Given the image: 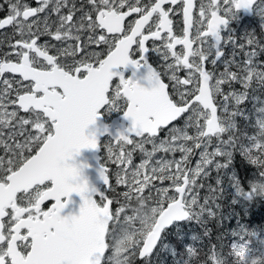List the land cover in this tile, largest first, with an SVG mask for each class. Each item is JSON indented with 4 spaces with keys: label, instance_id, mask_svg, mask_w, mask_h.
Here are the masks:
<instances>
[{
    "label": "snow or ice",
    "instance_id": "obj_1",
    "mask_svg": "<svg viewBox=\"0 0 264 264\" xmlns=\"http://www.w3.org/2000/svg\"><path fill=\"white\" fill-rule=\"evenodd\" d=\"M37 3L0 0L4 14L0 29L10 26L17 37L9 41L12 51L0 54V77L13 74L0 80L4 153L0 155V264H95V258L86 262L75 258L93 213L106 219L99 214L115 212L114 202L120 207L130 202L132 189H142L144 195L155 193V204L166 217L178 211L171 223L157 226L142 252L133 250L139 264H150L157 246L164 247V230L189 221L203 227L206 216L216 215L213 205L219 207L216 201L223 193L224 175L231 173L230 184L238 198L246 199L250 193L264 198V107L259 95L264 90V61L258 60L264 44L249 38L251 50L245 52L243 62L236 60L235 52L225 60L221 45L231 43L236 48L237 44L231 35L223 40L220 35L221 26L236 10L254 11L264 0H209L207 4L201 0L198 15L194 0ZM175 15H182L180 34L174 31L171 16ZM259 15L264 17V10ZM43 37L59 44L42 41ZM92 44L106 45V53L89 51ZM50 49L56 54H50ZM148 52L159 55L163 65L149 66ZM218 60L222 72L217 71ZM129 65L133 77L135 70H146L143 78L149 87L112 71ZM116 76L118 83L113 81ZM249 103L253 109L261 108L256 112L259 137L240 145L233 124L238 131L236 122L250 118ZM101 108L121 111L131 121L126 134L112 139L118 151L111 143L105 145L108 159L117 165L115 183L127 189L123 200L106 192L99 194V202L85 195L87 182H78L79 170L67 163L81 149H97L95 134L86 135L85 129L95 123ZM257 139L262 142L256 143ZM237 149L258 169L257 178L249 180L247 187L232 171ZM137 152L141 160L134 165ZM158 153L162 155L157 157ZM213 170L216 185H207L208 194L201 202L203 181ZM99 172L108 191L116 193L108 167L103 164ZM71 193L83 201L79 214L61 216L62 198ZM189 251L196 253L193 247ZM106 260L107 249L99 264ZM177 264H192V260L178 259Z\"/></svg>",
    "mask_w": 264,
    "mask_h": 264
},
{
    "label": "rangeland",
    "instance_id": "obj_2",
    "mask_svg": "<svg viewBox=\"0 0 264 264\" xmlns=\"http://www.w3.org/2000/svg\"><path fill=\"white\" fill-rule=\"evenodd\" d=\"M79 2H80V0H77V3H79ZM28 3L31 4L32 6H38L37 0H28ZM262 10H264V4H258V6L255 8V12H261ZM0 14H1V16L4 15L3 13H0ZM41 16H43V14H41ZM240 23H241V30L243 32H245V34L244 33L241 34L240 38H244L246 40V43H247L249 38H255L256 40L259 41V38L264 34V27H263L262 31H261L262 34L260 36L258 35V26L256 24L252 23L250 16H248L246 18H242L240 20ZM251 29L255 32L252 35L249 33ZM262 37H264V35ZM15 38H17V37H13V29L10 26L6 27L5 29H0V45L3 44V42L1 41V39H3V41H5L4 45L6 47V49L1 48L2 53L12 51V49L9 46V41L11 40L12 42H14ZM45 39L49 40L50 43L59 44V42L52 41L50 37H43L42 41ZM92 45H94L98 48L102 47V45H100V46H97L95 44H92ZM59 46L63 47L64 45H59ZM88 49H89V51H91L89 46H88ZM49 51L53 54H56L55 49H50ZM10 77H12V76L4 75L3 77H0V80L7 79ZM259 95H261V104L263 103V105H261V106H264V90H261ZM250 106L252 107L251 103H250ZM258 108H260V107H257L256 109H258ZM108 112L112 113V111H108ZM250 120L251 119H249V121ZM249 121H247V122H249ZM246 124H247L246 122L242 124L241 127L243 130L247 129ZM235 128H236V124H233V132L236 131ZM254 136L257 138L259 137L258 128H256V130L254 132ZM257 142L260 143L262 141L257 139ZM109 143L110 142H108V140H107L106 145ZM149 149H151V148H149ZM105 151L108 153L107 148L105 149ZM135 154L136 153H134V155H133V164L134 165L139 164V162L141 160V158L138 160H135ZM160 155H162V154L158 153L157 157H159ZM179 158H180V154H176V159H179ZM197 159H198V153H197V156H195L193 159V165L195 164V161ZM241 164H243V163H239L237 171L233 170V172L240 175V177L242 174L243 179L241 178V180L245 181L244 186L247 187L249 180L257 178L258 169L256 166H250L247 163H244L243 165H241ZM107 165H109V168H111L112 166H117L115 164H112L110 160H108ZM229 174H231V173H229ZM211 175L216 177L215 170L212 171ZM205 181H203L204 184H205ZM110 183L116 189L117 184L115 183V181L112 178L110 179ZM157 183H159V182H157ZM209 184L215 186L216 180H215V185H214V183H209ZM106 189H108V187L103 188L104 193L106 192ZM126 190L127 189L125 187L123 189V191H126ZM135 190H137L136 192L138 193L135 196H138L142 192V189H135ZM201 190H203V191H200L201 202H203V198L208 194L207 185L205 184V188H203ZM227 191L228 190L226 189L225 192H227ZM114 195H117V190H116V193H113L111 195V197H113ZM253 195L254 194L250 193V194H248L246 199L238 198L237 194L234 193V189L232 188L231 197H233L234 201H237L239 204H241L243 209H245V210L248 208L249 204L252 202ZM154 198H155V193H151L149 195H141V197H138L137 201L133 202L132 207H127V204L125 201L123 203V206L120 207V209H119L120 204L115 203V202L113 203L112 209L115 212H114L112 219L110 220V224L107 228V233H108V231H110L111 238L113 240L111 252L108 253V260L111 261V264H127V258L134 257L133 256V250L136 251L137 248L142 244V241H143L146 233L151 229L152 224L155 221L156 215L160 212V208H159V206H157L155 204ZM161 199H162V197H161ZM146 200H148V201L145 202ZM218 201H219V203H217V204L219 205V207H216L215 205H213V208H214L216 214H217V211H219L221 208H225V209L228 208L227 205H225V203L221 202L222 199H219ZM135 203H141L142 205L135 207L134 206ZM128 204L130 205V203H128ZM258 206L259 207L264 206V198L261 199ZM216 217L220 218L219 215H217ZM211 218H214V217H210L208 219V222H210ZM227 218H228L227 222L232 221L230 214L226 215L225 219L227 220ZM235 220L238 221L237 218ZM189 223H190V221L189 222H179L177 226H172L171 228L172 229H174V228L183 229L184 227L189 225ZM251 231H252V233H255V234L258 233L257 227L255 225H251ZM234 233H235V231L231 230V229H222L221 230V235L223 237H230V234H234ZM238 239H239V237H237V239L235 241L236 243H237ZM245 239L248 240L250 242V244L253 246V247H251L249 244H246L247 242H245L244 244H240V245H245L248 249L247 256L245 258H247L248 255L251 254L252 249L253 250H260V253H258V255L256 256L257 264H259L260 261L264 257V239L261 242H258L256 239L253 238L252 235L247 236ZM207 240L210 244L213 243V238L210 235L207 236ZM163 245H164V247L160 246V245L157 246L156 251H158V253L168 254V256H175L174 250L167 247L168 244L165 243L164 237H163ZM229 248H231V246H229V245L225 246L226 252ZM222 256H223V254H222ZM108 260L105 261V264H108Z\"/></svg>",
    "mask_w": 264,
    "mask_h": 264
},
{
    "label": "trees",
    "instance_id": "obj_3",
    "mask_svg": "<svg viewBox=\"0 0 264 264\" xmlns=\"http://www.w3.org/2000/svg\"><path fill=\"white\" fill-rule=\"evenodd\" d=\"M261 105H263V103ZM260 110L261 108L253 109L250 106V103L247 105V111L250 117L249 119L252 120V124L255 126L247 125V129L243 130L241 127L242 124L245 122L248 123L247 121H249V119L240 118L236 122L239 125L238 131L233 132V135L236 136L237 144L248 145L250 144L251 138L255 137L254 132L256 128H258V117L256 112ZM256 143H258L257 140ZM252 151L253 153H257V149L255 147L252 148ZM239 163L244 164L247 162L240 156L239 149H237V152L232 160V170L237 171ZM228 176L229 174L223 176V193L222 195L218 194L220 195L219 199H222L221 202L225 203L228 208H221L217 211V214L214 218H211L210 222H208L210 217L206 216V223L203 227L195 221L190 222L189 225L191 226V232L193 233V236L197 237L196 240H193V237L189 239L186 233L182 236L179 228L166 229L163 235L165 241L172 245L175 256H168V254L158 253V251H155L150 264H177V260H183V258L191 259L192 264H206V262L207 264H257V258L255 256H251L249 260H246V258L242 261L238 260L237 257H239L240 254L236 253L234 256L233 249L238 246L235 241L237 237H240V235L242 239L247 242L246 244L253 247L250 242L245 239L250 235V233H252L251 225H255L258 230V233H253V238L258 242H261L264 239V206H258L262 198L254 194L253 200L246 210L243 209L241 204L230 202L228 198L231 188ZM240 178H242V174ZM226 189L228 190L227 192H225ZM218 200L216 201V204L219 203ZM227 214H230L232 218L231 222H227L228 218L227 220L225 219ZM217 215H219L220 218H217ZM234 218H237L238 221L236 222ZM222 229H231L234 230L235 233L230 234V237H223L221 235ZM208 235L213 238L212 244H210L207 240ZM226 245L231 246L227 252L225 250ZM190 247H193L196 250V253L190 252ZM256 253L257 252L253 251L251 252V255H255ZM258 253H260V250H258ZM180 254H182L181 257H179ZM183 254H187L190 257L187 255L183 257ZM259 264H264V257Z\"/></svg>",
    "mask_w": 264,
    "mask_h": 264
},
{
    "label": "water",
    "instance_id": "obj_4",
    "mask_svg": "<svg viewBox=\"0 0 264 264\" xmlns=\"http://www.w3.org/2000/svg\"><path fill=\"white\" fill-rule=\"evenodd\" d=\"M247 13L249 14L250 11H248ZM114 70L117 71V68H114L112 71ZM101 109L98 112V117L95 123L90 124L85 129L86 135L95 134L98 142L97 149H81L78 154H74L73 158L67 161V163L77 167L80 172L78 182H87L89 192L85 195H91L94 200V194H101V184H104L103 180L100 178L99 172L100 168L103 166L99 161V140L102 135L110 132L109 122L107 123L103 120ZM92 189H95V192L91 191ZM62 202H65V207L61 210V216L78 215L80 206L83 203L80 195L76 193H71L69 197H64V199H62ZM105 207L107 208V205ZM171 207H173V205L170 203L169 208ZM99 215L106 217V219H100L97 217L96 213H93L91 222L95 223L96 232H90V230L87 229L83 238L81 239V241L87 239L88 243L83 245L81 244L76 250L75 255H78L81 258L80 261L86 262L89 260V258H95L96 264L100 261L101 256L106 250V227L108 226L109 220L112 218V215L107 211L102 212ZM177 215L178 211L166 217L165 212L160 211V213L157 215L156 221L152 225V228L146 233L142 245L140 246L139 253L143 251V245L147 244L153 237V234L156 233L157 226L171 223V221L175 219Z\"/></svg>",
    "mask_w": 264,
    "mask_h": 264
},
{
    "label": "flooded vegetation",
    "instance_id": "obj_5",
    "mask_svg": "<svg viewBox=\"0 0 264 264\" xmlns=\"http://www.w3.org/2000/svg\"><path fill=\"white\" fill-rule=\"evenodd\" d=\"M195 4L197 5V9H196V12H197V15H198V8H199V5L201 3V0H194ZM203 2L205 4H207L209 2V0H203ZM250 11L251 13L248 14L247 12ZM256 13H254V11L252 9H239V10H236L235 14H234V17L232 19H230L227 23L226 26H221L220 28V35L222 37V40L224 37H227L229 35H231L235 40H236V44L237 45H241L243 44L245 47H248L249 46L247 45L246 43V40L244 38H240L241 34H245V32H243L241 30V23H240V20L242 18H246L248 16H250V18L252 19V17L255 15ZM171 18L173 19L174 21V31L177 33V34H180V30L182 29V15H175V16H171ZM255 24V23H253ZM99 31V30H98ZM262 28L258 27V35L260 36L262 33ZM251 35L254 34L255 32L251 29L250 32H249ZM264 35V34H263ZM262 35V36H263ZM260 37L259 39H264V37ZM148 45L151 47L152 45V41H148L147 42ZM159 43V42H157ZM231 43L229 44H226V45H221L222 46V50H223V57L225 60L227 59H231L230 58V53L227 51L228 47L230 46ZM91 51H98V52H104L106 53L107 51V46L106 45H102L101 48H98L94 45H89ZM181 46H177V50H180ZM233 48V47H232ZM236 60L237 61H241L243 62L244 58L240 52H238V48L236 47ZM0 54H2V49L0 47ZM55 55V54H54ZM2 58V57H1ZM14 58V57H13ZM145 59L147 61V63L149 64V66L153 67L154 69L156 67H160L161 65H163L164 61L160 58L159 55H157L156 53L154 52H148L146 55H145ZM259 60L260 61H264V52H261L259 54ZM261 66H264V65H261ZM209 68H211L212 66L209 65L208 66ZM217 71L218 72H222L223 69H224V66H223V63L221 60H218L217 61ZM117 69L119 70L118 73H122L123 75V78L125 79H128V78H141L142 82L140 83L141 86L143 87H149V84H148V81L146 79H144L143 77L146 75V70L144 68H140L139 70H135L136 71V75L133 77V67L131 65L127 66V67H124V66H119L117 67ZM232 70H236L234 67ZM118 79H120L119 76H117ZM117 78H114L113 81L114 82H117L118 83V80ZM165 80H167V77H165ZM106 109V108H104ZM117 114L120 113L121 111H116ZM111 118H113V116H111ZM247 125H250V126H255L252 124V120H250L247 124ZM130 126H128L126 123H122V122H119V119H117L114 123V125L111 127V130L112 132L115 134V135H118V134H126V129H128ZM105 137H102L101 140H100V143L102 144L104 141H105ZM102 157L104 158V152H102ZM117 190V194L120 195V192L119 190L116 188ZM108 193H113L111 191H108ZM98 199V202H99V199H100V196L97 198ZM88 230H90V232L92 231H95L96 232V227H95V223H92L90 222L88 228ZM87 242H82L80 241V244L79 246L82 244H87ZM137 253H139V249L136 250ZM135 260H137V264H139V257L137 256H134V257H130V258H127V264H135Z\"/></svg>",
    "mask_w": 264,
    "mask_h": 264
},
{
    "label": "clouds",
    "instance_id": "obj_6",
    "mask_svg": "<svg viewBox=\"0 0 264 264\" xmlns=\"http://www.w3.org/2000/svg\"><path fill=\"white\" fill-rule=\"evenodd\" d=\"M248 249L245 245H238L233 249L234 256L236 253H239V257H237L238 260H243L247 256Z\"/></svg>",
    "mask_w": 264,
    "mask_h": 264
}]
</instances>
